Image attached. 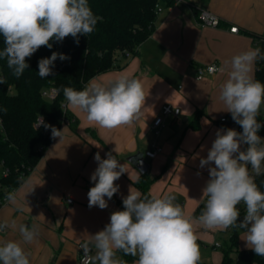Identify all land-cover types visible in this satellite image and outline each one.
<instances>
[{"label": "crops", "instance_id": "0c3cea01", "mask_svg": "<svg viewBox=\"0 0 264 264\" xmlns=\"http://www.w3.org/2000/svg\"><path fill=\"white\" fill-rule=\"evenodd\" d=\"M160 8L155 30L138 47L139 55L125 64L120 59L119 69L91 80L106 83L122 76L139 79L146 95L141 118L132 126L107 130L90 124L66 103L72 122L61 124L59 130L67 127L62 139L54 138L44 150L35 168L12 192L15 200L1 205L0 223L11 225L15 221L17 229L9 226L3 230L0 241H21L20 224L39 227V235L31 244L22 243L30 253V264H77L78 245L104 229L130 187L137 190L133 182L141 173L128 161L137 153L148 165V176L156 178L149 189L152 196L171 194L194 220L201 214L203 189L210 176L209 166L201 168L200 159L206 158L211 148L209 134L215 136L219 129L232 128L219 122L231 114L219 99L220 88L228 78L227 71L220 68L244 51L262 46L264 54V0H178L171 7ZM201 9L217 16L219 26H199L196 16ZM232 27L237 28L236 33L229 31ZM212 63L219 71L196 80L197 68ZM255 65L256 61L251 68L253 79ZM164 104L179 108L180 115L165 117L155 136L151 123ZM196 111L202 113L197 130L207 134L202 145L194 146L195 137L193 142L185 139L194 136L189 123ZM259 114L264 117V105ZM153 144L162 152L148 159L144 152ZM97 152L101 159L111 152L126 170L115 181L119 191L103 210L88 206L87 193L94 186L91 175L98 167L94 159ZM69 198L72 202L66 203ZM194 231L200 261L219 264L222 258L214 253L229 238L228 229H207L196 223ZM243 238L241 231L240 250L247 248ZM116 256L120 258L117 252Z\"/></svg>", "mask_w": 264, "mask_h": 264}, {"label": "clouds", "instance_id": "9594fccd", "mask_svg": "<svg viewBox=\"0 0 264 264\" xmlns=\"http://www.w3.org/2000/svg\"><path fill=\"white\" fill-rule=\"evenodd\" d=\"M99 19L88 0H0V36L4 43L0 58L6 59L12 74L19 78L29 67L26 58L39 48L51 49L50 41L62 42L68 36H87ZM58 58L68 59L57 52L40 59L38 75H51ZM257 59L264 60L259 48L233 56L220 68L221 72L227 71L228 78L220 88L219 99L242 132L232 128L217 130L207 157L200 159L201 168L209 166L210 179L203 189L204 206L199 217L194 220L187 215L171 194L142 196L130 187L122 201L124 210L114 211L103 230L88 235L81 243V264H127L116 256L117 251L137 257L133 264H199L196 223L207 229H244L246 246L264 257V192L254 178L264 174V138L258 134L264 125L256 119L264 105V83L251 75ZM63 95L68 108L107 130L137 122L143 115L146 98L142 82L124 76L106 83L93 80L82 90L64 87ZM40 124L51 128L53 138L62 139L67 128L61 131L45 124L39 116L37 125ZM94 159L98 167L91 175L94 186L87 193L88 206L103 210L119 191L115 181L126 170L111 152L106 159L97 152ZM6 198L15 200L11 193ZM241 203L245 214L238 223L241 213L237 206ZM9 226L17 229L15 221L11 225L5 221L0 223V231ZM18 231L21 241H0V264H30V253L22 243L31 244L39 235V227L20 224Z\"/></svg>", "mask_w": 264, "mask_h": 264}, {"label": "trees", "instance_id": "16d2710c", "mask_svg": "<svg viewBox=\"0 0 264 264\" xmlns=\"http://www.w3.org/2000/svg\"><path fill=\"white\" fill-rule=\"evenodd\" d=\"M175 2L177 0H88L93 14L101 17L92 33L87 36L78 34L77 38L68 36L62 42L50 41L51 49L42 46L30 58H26L29 67L19 78L12 74L6 59L0 58V207L3 198L19 187L54 139L51 128L37 125L39 116L45 124L57 129L66 120L72 122V117L66 111L63 88L82 90L94 77L119 69L121 65L117 62L120 59L125 64L131 57L138 56V47L155 30L157 7L168 8ZM261 44L264 45V41ZM3 48V37L0 36V50ZM260 50L262 53V46ZM52 52L62 53L68 59L61 61L58 58L52 74L41 78L38 75V62L50 57ZM254 80L264 83V60H256ZM50 89L57 92L52 100L43 96ZM201 116L202 113L196 111L189 123L190 129L199 128ZM256 119L264 125L262 115L258 114ZM233 128L242 132L237 123ZM258 134L264 135V126ZM254 178L260 191L264 192V174ZM155 179L150 178L146 171L133 185L142 196L152 197L149 189ZM117 204L119 210H124L122 201ZM237 207L241 213L239 223L245 214V205L241 203ZM229 230V241L222 249L223 257L219 264H264V257L257 256L250 248L238 249L237 228ZM117 253L127 264H133L137 259L120 251ZM199 264L213 263L199 261Z\"/></svg>", "mask_w": 264, "mask_h": 264}, {"label": "built area", "instance_id": "2783aa9c", "mask_svg": "<svg viewBox=\"0 0 264 264\" xmlns=\"http://www.w3.org/2000/svg\"><path fill=\"white\" fill-rule=\"evenodd\" d=\"M178 1V0H177ZM161 8L157 7V13L160 12ZM201 13H203V18L201 17ZM197 23L199 26L201 27H218L220 24V20L217 16H215L214 14L210 13L209 11H207L206 9H201L198 11L197 16ZM230 32L232 33H236L237 32V28L236 27H232L229 29ZM219 71V66L216 63H212L209 65H205V66H199L197 68V74H196V80L200 81L203 79V77L205 75H213L215 73H217ZM57 92L56 90L50 89V90H46L43 93V96L48 99V100H52L54 99V97L56 96ZM180 115V109L177 107H174L171 104H164L161 106L160 111H159V115L156 116L152 123H151V129L154 133L155 136H158L160 128L163 127V121L165 117H173V118H177ZM219 122L222 124H226L230 127H234V125L236 124L231 115H227L224 117H221L219 119ZM63 123H69V121H64ZM0 126H1V121H0ZM260 135V134H259ZM262 138H264V135H260ZM162 152V149L159 146H156L155 144L151 145V147L144 152V157L148 158V159H154L156 158L160 153ZM250 167V166H249ZM251 171V169H250ZM22 179L24 178V176L21 177ZM13 191H11L10 193L12 194ZM8 196V195H7ZM6 196V197H7ZM4 197L2 200V204L7 203L8 199ZM72 199H66V203H71ZM241 205V204H239ZM238 205V206H239ZM202 208L204 206V201H202L201 204ZM3 231H0V234ZM216 246H218V244H216ZM84 256V252L81 249V244L78 245V254H77V264H81V258Z\"/></svg>", "mask_w": 264, "mask_h": 264}, {"label": "rangeland", "instance_id": "374dc122", "mask_svg": "<svg viewBox=\"0 0 264 264\" xmlns=\"http://www.w3.org/2000/svg\"><path fill=\"white\" fill-rule=\"evenodd\" d=\"M180 88H182V85H180ZM193 131V134L192 135H194V136H191L190 138L188 137V135H187V137L188 138H186L185 140L186 141H188V140H191V142H193L194 140L193 139H195V141H194V146H197V145H202V143H203V138H204V136H206V130L205 131H201L200 129L199 130H192ZM198 133V134H197ZM200 133V134H199ZM192 137H195V138H193L192 139ZM216 138V136H214L213 134H209V139H210V145H212V142L214 141V139ZM193 140V141H192ZM243 220V217H242V219L240 220V221H242ZM228 231H229V237H230V230L228 229ZM243 232V231H245L244 229H238L237 228V235H238V240H237V246H238V249H240V242H239V238H240V232ZM221 241V240H220ZM229 241V238H227L226 240H225V242L226 243H224L223 245H222V247L221 248H219V249H216L217 250V252L216 253H214L215 255L217 254V255H219L220 256V259L223 257V251H222V249H223V247L227 244V242ZM242 246V245H241ZM246 249H249L248 247L246 248ZM232 258L233 259H235V254H233L232 253ZM222 260V259H221Z\"/></svg>", "mask_w": 264, "mask_h": 264}, {"label": "water", "instance_id": "95a60500", "mask_svg": "<svg viewBox=\"0 0 264 264\" xmlns=\"http://www.w3.org/2000/svg\"><path fill=\"white\" fill-rule=\"evenodd\" d=\"M128 161L134 165L140 171V173H144L148 170V165L144 162L141 153H137L136 155L129 157Z\"/></svg>", "mask_w": 264, "mask_h": 264}]
</instances>
